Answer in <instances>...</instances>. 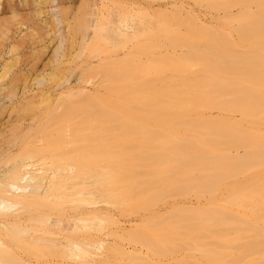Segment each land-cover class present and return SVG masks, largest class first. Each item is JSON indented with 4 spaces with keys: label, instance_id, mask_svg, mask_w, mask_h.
I'll return each mask as SVG.
<instances>
[{
    "label": "bare ground",
    "instance_id": "1",
    "mask_svg": "<svg viewBox=\"0 0 264 264\" xmlns=\"http://www.w3.org/2000/svg\"><path fill=\"white\" fill-rule=\"evenodd\" d=\"M53 1L0 0V5L13 14L17 4H23L29 11V18L24 17L26 22L32 23L29 27L33 26L38 33L40 26L54 35L49 42L42 39L41 33L29 34L32 36L29 43V38L26 44L20 41L16 46L31 49L25 64L19 59L21 55L17 56L18 49L14 46L17 42L11 43L9 49L6 48L8 51L0 50L2 59L8 54L3 61L0 58V90H5V97L10 99L0 106V264H106L114 258L148 262L150 258L142 247L127 240L123 233L116 230L118 238L107 242L92 226L96 219L102 221L108 215L109 201L104 195L107 187L116 184V195L127 197L129 190L124 185L127 181L136 187V193L141 192V197L133 190V194H129L137 196L123 198L125 205L120 203L124 200H119L120 206H126L129 201L132 207H139L141 203L146 206L148 201L152 202L148 197L152 192L158 193L160 187L179 193H185L188 187L198 193H213L223 188L228 202L247 206L255 220L249 223L226 208L211 215L203 210L208 208L202 205L200 197L173 201L164 209L175 207L172 206L175 204L195 205L193 208L200 210V214L195 212L199 218L210 221L208 224L201 222L200 226L206 229L213 224L218 228L215 242L225 241L226 231L234 230L232 241L238 252L229 258L233 260L234 257V262L238 263L246 262L242 251L247 250L264 264V228H256L254 223L264 216V133L255 130V125H264V0L215 1L220 7L216 6L215 13L208 17L216 22L223 13V20L231 26L229 30L237 35L235 41L228 39L227 32L224 36L210 29L215 31L211 34L208 29L213 27L195 26L196 21L212 23L204 19L205 14L200 19L197 13H194L197 20H194L191 33L188 30L187 38L180 37L176 27L180 26L177 22L182 18L179 14L182 15L183 0H91L93 7L85 5L88 4L85 1L79 14L76 11L78 6H83V0L79 5V0H57L60 21L65 23L60 38L70 39L68 48L74 46L72 42H77L78 35L84 40V44L79 45L81 49L78 47L79 50L68 53L70 49L66 51L65 46L59 54L62 42L55 36L57 20L52 10L46 9L51 8ZM74 7L77 10L74 11ZM146 15L152 19L145 18ZM36 17L40 22L36 20L35 23L33 18ZM127 17L130 21L125 24ZM142 18L147 19L148 25ZM164 18L176 24L174 29ZM152 20L157 22L154 30L159 33L156 31L154 39H162L163 35L166 38L167 34L178 30L177 36L168 35L169 41L175 40L173 44L182 41L181 46L187 48V54L171 58L161 56L148 64H139L140 51L145 48L139 44V35L151 27ZM181 21L178 23L182 25ZM89 28L93 29V34L103 31L105 39H100L108 43L104 48L92 51V46H88L97 36H89ZM87 46L91 48L88 52L84 50ZM47 49L54 54H46L48 57L43 61L40 57ZM77 58L81 62L74 64ZM14 60L22 62L24 70L26 64L31 62L34 66L42 60L39 62L44 70L52 67L50 73L38 75L33 80L38 84L44 80L48 82L36 90H29L28 85L20 83L24 70L13 69L19 63ZM168 70L169 78L162 79ZM71 76L74 79L71 80ZM203 103L238 112L241 120L188 121L190 118L186 114L195 112L204 106ZM150 113H157L156 117ZM159 113H174L175 116L158 117ZM149 121L156 126L152 132L146 131ZM108 125L116 129L121 125L124 129L110 128L114 133L95 130L97 127L106 129ZM230 147H242L243 152L230 154ZM93 163L100 169L97 173L84 171L85 166ZM131 170L134 172H129ZM140 174L151 175L150 180H137ZM193 174H200L201 179ZM245 174L246 181L238 182L237 176ZM114 176L120 180L108 183V178ZM90 177L93 178L91 182L85 181ZM95 182L97 186L102 182V188L106 184L105 190L100 188L104 194L81 197L83 205L63 209L55 218L47 215L44 207L52 200L72 196L74 190L82 196L93 194L84 189L93 187ZM140 182L145 186L138 185ZM135 222L123 228L126 231L137 229L140 224ZM101 224H97V228H103ZM247 224L252 230L246 244L241 241L243 235L237 226ZM153 235L158 241L157 233ZM96 237L99 240L92 250L91 242ZM203 243L207 244L205 240ZM212 255L204 256L207 264H223L215 259H220V254Z\"/></svg>",
    "mask_w": 264,
    "mask_h": 264
},
{
    "label": "rangeland",
    "instance_id": "2",
    "mask_svg": "<svg viewBox=\"0 0 264 264\" xmlns=\"http://www.w3.org/2000/svg\"><path fill=\"white\" fill-rule=\"evenodd\" d=\"M85 1L88 4H85L86 3ZM215 1L216 0H183V3H182L183 9L181 11L182 15L180 16V14H179V18H181V17L182 18L179 19V21H178V22H180L182 20L181 21L182 25H181V23L174 21L173 20L174 18L172 17L173 18L172 20L174 22H177V26H178V24H180V26L176 27V29L179 28L178 29L179 32H178V30H176V31L179 34L180 33L182 34V35L180 34V37L181 36H182V38H184L186 36L188 37V32L190 31V33H191V30H192L191 28H193L194 25L195 26H198V25L202 26L203 25V26H206L207 29L209 28L208 26L213 27V28H209L208 30H210V29L215 30V31L218 30L221 34L224 33V36H225V32H227L226 34L227 35L229 34L228 39L229 40L232 39L231 41H233V40L235 41V39L237 40V35H236L235 31L231 32V30H229L231 27L230 24L228 22L225 23V21L223 20L225 18L223 13H221L220 17L218 18V20H216V22H215V20H210V18H209L210 13L211 14L215 13L216 6L219 5L218 7H220V3L215 2ZM57 2H58L57 0H54L53 2H51V8L49 7L46 9L47 10L51 9L53 15L55 16V18L57 20L58 30L55 32V36H57L56 38L59 40V39H61L60 37L62 36V31H61V29H63L62 24L64 25L65 23L60 21V14L58 11V5L59 4ZM80 2H81V0H79L77 2L78 3L77 5L81 4ZM82 3H83V6L81 4V8H79V6L77 8V5H76V8L78 9V11H76V12L78 14L82 11L81 9H84V4L88 5L89 7H93L91 0H83ZM63 5L65 6V4H63ZM111 7H112V9L115 10V8L112 5H111ZM76 8L74 7L73 10L74 11L77 10ZM26 9H27L26 6H24L21 3H18L17 8H16V12H15V14H13L12 12L8 11L6 8H3L0 5V30H3L0 32V50L2 49L1 51H4V52H5V50L8 51V49H9L8 46H10L11 43H13V42L14 43L17 42L14 46L19 45L20 41L24 42L26 44L27 40H28V39L26 40V38H29V40H28V43H29L31 41L30 36L33 34L39 35V33H41L42 39L45 40V42H49L48 39L49 38L51 39V37L54 36L52 32H51L52 34L50 33V31L46 32L45 28H40V26L37 29L38 33H35L36 29L33 26H32L34 28L33 30L31 29L32 27H29V26H31L30 24H32V23H28V21L26 22V20L24 19V17H27V15L29 14V11H27ZM86 9H87V7H86ZM193 10L195 12H193ZM86 11L90 12V9L89 10L87 9ZM87 12L84 11V13H87ZM178 13L179 12H177V14ZM194 13H197L199 15L200 19H202L204 14H205L204 19L208 18V21H212V23L196 21L197 18L195 17ZM88 15H85V17L87 16L90 18L91 16H88ZM149 15L151 16V14H149ZM149 15H148V17L146 15L145 18L152 19ZM206 15H207V17H206ZM156 16H158V15H156ZM175 16H176V14H175ZM152 17H154V16H152ZM158 17H156V18L154 17L156 19L155 21H157V19L160 21V19ZM160 17L162 19V16H160ZM176 17L178 18V16H176ZM27 18H29V17H27ZM36 18H38V17H36ZM36 18H33L35 20V23L37 22L36 20H38V22H40L39 21L40 18H38V19H36ZM165 18H167V17H165ZM165 18H164V22H166L165 20H167ZM147 19L142 18V21L143 22L145 21L144 24L147 23V25H148ZM22 20H25V21H23V23L21 24ZM194 20L196 21L197 25L196 24L193 25ZM128 21H130L129 17L126 18L125 24H127ZM161 21L163 22V20H161ZM168 21L169 20H167L168 26L171 25V27L174 29L175 26L173 27V25H176V24L175 23L173 24V22H171V21H170L171 23H169ZM24 22L28 26L27 28L24 25L25 24ZM150 22H153L151 27L148 28L150 30L147 29L148 30L147 31L145 29V31H143L139 35L140 39H141V40H139V44L140 45L143 44L142 46L145 47L142 51H140V55L138 57V63L139 64H144V65L148 64V62H150L154 58H162L161 56L170 57V56H178V55L182 56L181 54H185V53L187 54V48L184 46H181L182 41L181 42L177 41L178 43H180L179 45L177 42H176L177 45H176V43L173 44V42L175 41L174 39H173L174 40L173 42L169 41L170 38L168 37V35L171 34V36H174L172 34L173 33L175 34L176 31L172 32L170 34H167L166 38L164 37L165 35H163L161 33L163 36H160V37H163L165 39H163V38L162 39H159V38L154 39V37L156 35V31H157V30H154L155 29L154 27H155L157 22L155 23L153 20ZM154 23H155V25H154ZM33 24H34V22H33ZM184 24H185V26H184ZM108 25L110 26L111 24L108 23ZM172 28H169V29H172ZM195 28H197V27H195ZM92 30L93 29H91V28L88 29L89 36H92V34H93ZM212 30H210V31H212ZM215 31H212L211 34H214ZM222 31H224V32H222ZM60 32H61V34H60ZM97 32H99V35H101V36H98ZM97 32H96L97 36H94L92 41H90L91 45L87 44L90 47L92 46V51H93V49L95 50V49L101 48L102 46L104 48V44L105 45L108 44L107 41L105 43L104 42L105 40H101V39H105L102 37L103 35H105V34H103V31H101V33H100V31H97ZM63 33H66V31H64ZM24 34H25V36H24ZM29 34H31V35L29 36ZM157 34H159L158 31H157ZM177 34H175V35L177 36ZM65 36H67V34ZM79 36L81 37V35L77 36V42H72V44H74V46L72 48H70V47L68 48V46L70 44V43L68 44V41L70 39H68V38H67L68 40L64 39L63 38L64 36H63L61 39V42H62L61 48H60V50H58V54H59V52L62 51V49H64L65 46L67 47L66 51L68 49H70L69 51H67L68 53L71 50H73L74 52L79 50L78 49L79 45L81 47L84 44V40L82 38H80ZM176 36L173 38H176ZM100 37H102V38L100 39ZM24 40H26V42ZM82 40H83V42H81ZM179 40H180V38H179ZM66 43H67V45H64ZM86 43H89V40H87ZM23 46H25V45L23 44ZM16 47H17L18 51L20 50L21 53L23 52V54H21L20 51L19 52L17 51V53L19 55H17V54L16 55L17 56L21 55V57L20 58L18 57V58L20 59V61L23 60L22 62H24V64H25L26 63L25 60L26 61L29 60V58H28L29 54H30L29 50H31V49L28 50V47H27V49H25V48L23 49V47L20 46V48L23 49V51H22V49H20L19 46H16ZM90 47H88L84 50L85 51L87 50V52H88V50L91 49ZM6 48H8V49H6ZM84 50H83V52H85ZM9 54L11 55L12 52ZM46 54H52L53 55L54 53H53V51H50L48 53V49H47L45 51V53L42 54V57H40V59L45 61L47 59L46 57H48V55H46ZM58 54H57V57L59 56ZM5 55H6V57H4L2 59L1 58L2 56L0 54V58L2 61L8 57V54H4V56ZM14 56H15V54H14ZM17 56H15V57L17 58ZM18 58H17V60H18ZM17 60H14V61L17 62ZM42 60H39V61L41 62ZM2 61H0V62H2ZM20 61H18L20 64L17 62L19 66L17 64H15V62H14L16 67L13 69L17 70L18 67L21 69L22 62H20ZM39 61H37V63H35V64H34V62H32V64H34V66L31 65V62H30V64L25 65V68H26L25 70L21 69L22 71L23 70L24 71H23V76H22V80L20 83L22 85H28L29 90L30 89L36 90L37 88H40L39 85H43V84H46L48 82V81L44 80V81L40 82V84H38L37 81L33 80L36 76L42 75L43 73L47 75L48 71L50 73V69L52 68L51 67L49 69L47 66V68L45 67L46 70H44L43 69L44 67L41 66V63ZM75 61L76 62H73V63L77 64V63L81 62V59L77 58ZM198 66L199 65H197L196 68ZM164 68H166V66H164ZM193 68H194V65H193ZM193 68L191 66V69H193ZM199 68H200V66H199ZM166 69H165V71H167ZM189 72H191V71H189ZM150 75H152V74H150ZM160 75H161V73H160ZM169 75H170V71L165 72L163 75L164 78L162 77V79H165V77L169 78ZM48 78H49V76H48ZM70 79L71 80L74 79V76H71ZM26 93H30V92H26ZM19 94H20V92L18 93V96H19ZM13 98L15 100L16 96H14ZM9 100H10L9 98L5 97V90H0V106H2L3 104H7L9 102ZM203 104H204V106H200L198 109L195 110V112L193 110V111L186 114V116H188L190 118V119H188V121H190V122L197 121V120H200V121H206V120L208 121L209 120V121H211L212 119H214L216 121V119H219V120H224V121L226 120V122L227 121H230V122L236 121L237 122L238 120H241V117H240L238 112L229 111V110H225V109H219L217 107L207 105L206 103H203ZM152 114L153 113H150V115H152ZM154 114L152 115V117L155 116L157 113L155 115ZM122 115H126V114H122ZM144 115L145 114L143 113V117H144ZM146 115H145V117H146ZM161 115L162 116H165V115L170 116V118L175 116L174 113H169V114H160L159 113V115H157V116L160 117ZM242 122H244V120ZM113 124H115V123H113ZM243 124L246 125L245 122ZM112 127H114V128H112ZM120 127H121V125H120ZM128 127H130V126H128ZM145 127H146V131L152 132V131H154L153 128L156 126H155L154 122H150V124H146ZM110 128L115 130L116 126L108 125L106 127V129H101V128L97 127L95 130L99 131V132L103 131L105 133H108V132L112 133L114 130L110 131L111 130ZM119 128L117 126L116 131ZM122 128L123 127H121V129ZM255 130L259 131L261 133H264V125L263 124L255 125ZM126 131H132V130H126ZM242 152H243L242 147H237V148L230 147V148H228V153H230V154H234V153L240 154ZM98 170H100L98 165L93 163V164H89V165L85 166L84 171L91 172V173H97ZM129 172L133 173L134 171L131 170ZM193 175L196 177V179H198V180L201 179L200 174H193ZM150 177H151V175H149V174H145V175L140 174L137 177V180H140V181L147 180ZM246 179H247L246 174L237 176V180L240 183H244L246 181ZM92 180H93L92 177L85 179V181H89V182H91ZM117 180H120L119 177L114 176L112 178H108V183L109 182H111V183L115 182L116 183ZM102 182L99 183V185L101 184V186H97L98 184H96L97 182H95L93 187L91 186L88 189H84V190H91V192H93V194H91V193L87 194L86 193L84 196H82V194H79L76 192V190H74L75 193L72 196H67L65 198H56V199L52 200L47 206L44 207L45 211L48 212L47 215L50 214V216L52 218H55L57 213L58 212L60 213V211L63 209H72V207H76V206L79 207V205H83L81 197H85V198H89V197H93V196L97 197L100 192H101V195L104 194V191L100 190V188L105 190L106 184H104L105 186L102 188V185H103ZM104 183H105V181H104ZM125 183H124L125 189L129 190V192L126 194L130 195L129 197H131V199L136 194L141 197V195H140L141 192L136 193L137 192V190L135 189L136 187H134L131 184V181H127ZM143 183L144 182H140V183H138V185L145 186V184H143ZM112 186H110V187L106 186L108 188V192L106 189L105 194H104L105 198L109 201V203L107 204L108 212L106 211L108 215L102 221H99L98 219L95 220V222L92 224L93 229L95 228L94 232L99 233V236H101L104 241L111 242L113 239L118 238V235L115 232L116 230H118L119 233L124 234V236H125V238H127V240L141 246L142 249L144 250L145 254L148 255V258H150V259L148 262L141 260L142 262H145V263H142L140 260H139L140 262L136 261V260L132 261L133 259L129 260L127 258L129 260V261H127L126 259L124 260V258H122V259L119 258V260L121 259L119 261L116 258H114L117 261H114V259H113L110 263H106V264H119V262H120V264L121 263H123V264H157L158 262H162L164 264L165 263L169 264V262H170V264H207L206 260L204 259L205 258L204 256L207 254H209L210 256L212 254H218V255L220 254V256L222 258L219 257L220 259H218V258H215V259L219 260L223 264H250V262H251V264H252V262H253V264H261V260L259 258H253L247 250L242 251V256H243L242 258H244V260L246 262L238 263V262H234V257H233V260L231 258H229L234 253L236 254L238 252L235 249L234 243L232 241V239H233L232 237L234 236L233 235L234 230H232V229H228V231L225 230L226 231L225 236L227 235L225 237L226 240L222 241V242L220 241L221 243L215 242L214 237H216L218 235V233H217L218 228L213 224L209 225V227L207 226L208 228H206V229L204 228V226L202 228V226H200V225H202L201 222L208 224L210 221L208 219L206 221H202L199 218V216L196 213L199 212L200 210L197 208H193V206H195V205H190L188 203H186V205L184 204L185 206L175 204V205H172L175 207L170 208L171 206H169V208L164 209V207H166V205L170 202L183 200V199L186 200V198H188V197H191L193 199L200 197V199H202V201H201L202 205L205 206L206 208H208V209H203V210L208 212L211 215H217L220 213L219 211L221 208H226V210L228 212L232 213L234 216L238 215V216H242L243 218H246V220L249 223L251 221L255 220L253 215L250 213V210L247 206L242 205V204H240V205L239 204H231L230 202H228L227 192L223 188L217 189L213 193H209L207 191L198 193L192 187H188L186 189L185 193H179L177 191H173V192L170 190L167 191L166 190L167 187L166 188L160 187L161 190H159L160 188L158 187V189H157V190H159V191H157L158 193L153 194V192H152V195L151 194L150 195L153 197H151V196H149L151 198L148 197V200L151 199L152 202L147 200L148 201L147 203H149V202L150 203L149 204L144 203V204H147L146 206H144V205H141L142 204L141 203L142 200H141L140 201L141 204L138 205L139 207H135V206L132 207V206L128 205L131 203V201H129L128 199H127V202L129 201V203L128 204L126 203L127 204L126 206H122V205H125V202H126L125 198H127L128 195H127V197L116 195V192L114 190V188L116 187V184H115V187H114V185H112ZM77 190H80V189H77ZM133 190H134V193H136V194L131 196V194H129V193H132ZM147 191L149 192V191H151V189L147 190ZM146 192H144V195H146L145 194ZM142 194H143V192H142ZM196 195H198V196H196ZM119 200H122V201L124 200L123 202H120L122 204L121 205L122 207L120 206V203L118 202ZM138 200H140V199H138ZM143 201H144V199H143ZM134 202H132V203H134ZM136 202H137V200H136ZM159 208L161 210H158ZM198 214H200V212ZM140 216H143V217L140 218ZM97 221L101 222V223L103 222V223L101 224V223H98ZM133 221H136L135 223L140 224L139 227H137V229L134 228L133 230L126 231L125 230L126 228H123V226L128 227L129 224L132 223ZM254 223H255L256 228H264V216L259 217ZM97 224H101V226H103V228H97ZM169 224H172V226H169V227H171L170 229L167 226ZM237 227L239 228L240 235H243V238L241 241L245 242L247 244L249 239H250V230H252V229H249V224H247L245 226L240 225ZM98 229H102V230L100 232H98L97 231ZM153 231H155V232H153ZM153 233H157V235L159 236L158 241H155L157 238L153 239V236L155 235V234L153 235ZM170 234H172L173 236H171ZM202 235H203V237L206 236L208 238V240H206V237H204L205 238L204 239L202 237ZM217 238H216V241H217ZM98 240L99 239L97 237L92 240V242H91L92 244L90 246V248L92 250H94V244L96 242H98ZM204 240L207 242V244L203 243ZM208 241L210 243H208ZM216 257H218V256H216ZM212 258H213V255H212ZM227 258L229 260L231 259V261H228ZM251 259H252V261H250ZM224 260H226V261H224ZM256 261H257V263H256Z\"/></svg>",
    "mask_w": 264,
    "mask_h": 264
}]
</instances>
